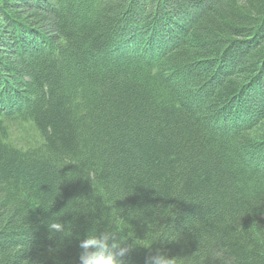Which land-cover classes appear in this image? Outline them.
<instances>
[{
    "label": "trees",
    "instance_id": "1",
    "mask_svg": "<svg viewBox=\"0 0 264 264\" xmlns=\"http://www.w3.org/2000/svg\"><path fill=\"white\" fill-rule=\"evenodd\" d=\"M107 222L126 264H264V0H0V264Z\"/></svg>",
    "mask_w": 264,
    "mask_h": 264
},
{
    "label": "clouds",
    "instance_id": "2",
    "mask_svg": "<svg viewBox=\"0 0 264 264\" xmlns=\"http://www.w3.org/2000/svg\"><path fill=\"white\" fill-rule=\"evenodd\" d=\"M47 228L50 234L61 233L64 236L70 235V228L59 222L58 218L47 220ZM169 242H179L181 235L161 236ZM129 236L119 231L114 224L107 222L103 230L98 228L94 232H88L86 238L80 241L78 264H126L125 257L134 245H142L151 249V246L138 243L137 239L133 244H128ZM155 242V241H154ZM153 242V243H154ZM146 264H178L176 256H169L166 251L156 249L146 258Z\"/></svg>",
    "mask_w": 264,
    "mask_h": 264
},
{
    "label": "rangeland",
    "instance_id": "3",
    "mask_svg": "<svg viewBox=\"0 0 264 264\" xmlns=\"http://www.w3.org/2000/svg\"><path fill=\"white\" fill-rule=\"evenodd\" d=\"M20 135V134H19ZM15 137H17L18 138V134H15Z\"/></svg>",
    "mask_w": 264,
    "mask_h": 264
}]
</instances>
